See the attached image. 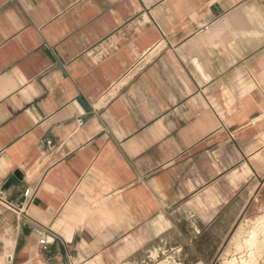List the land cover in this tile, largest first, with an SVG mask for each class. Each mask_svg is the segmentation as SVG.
Masks as SVG:
<instances>
[{
  "label": "crops",
  "instance_id": "0c3cea01",
  "mask_svg": "<svg viewBox=\"0 0 264 264\" xmlns=\"http://www.w3.org/2000/svg\"><path fill=\"white\" fill-rule=\"evenodd\" d=\"M263 188L264 0H0V264H219Z\"/></svg>",
  "mask_w": 264,
  "mask_h": 264
},
{
  "label": "rangeland",
  "instance_id": "374dc122",
  "mask_svg": "<svg viewBox=\"0 0 264 264\" xmlns=\"http://www.w3.org/2000/svg\"><path fill=\"white\" fill-rule=\"evenodd\" d=\"M218 215L216 234L219 236L224 229L225 238L217 246L214 263L264 264V188L247 206H226Z\"/></svg>",
  "mask_w": 264,
  "mask_h": 264
},
{
  "label": "built area",
  "instance_id": "2783aa9c",
  "mask_svg": "<svg viewBox=\"0 0 264 264\" xmlns=\"http://www.w3.org/2000/svg\"><path fill=\"white\" fill-rule=\"evenodd\" d=\"M50 143V142H49ZM24 196L27 200H30L31 198H33L34 196V192L31 190V189H26L25 190V193H24ZM0 204L7 207L8 209L10 210H13V211H16V212H20L21 213V210L20 208H18V206L13 203L11 200L5 198L2 194V192H0ZM41 243L46 245V240L45 239H42L41 240ZM13 260L12 257L9 258V261L11 262Z\"/></svg>",
  "mask_w": 264,
  "mask_h": 264
},
{
  "label": "water",
  "instance_id": "95a60500",
  "mask_svg": "<svg viewBox=\"0 0 264 264\" xmlns=\"http://www.w3.org/2000/svg\"><path fill=\"white\" fill-rule=\"evenodd\" d=\"M16 175H17V174H14V175L11 177V180H12L13 178H15V177H16Z\"/></svg>",
  "mask_w": 264,
  "mask_h": 264
}]
</instances>
